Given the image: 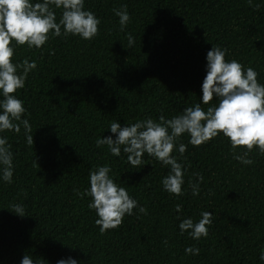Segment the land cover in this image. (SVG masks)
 Returning <instances> with one entry per match:
<instances>
[{
  "label": "trees",
  "instance_id": "16d2710c",
  "mask_svg": "<svg viewBox=\"0 0 264 264\" xmlns=\"http://www.w3.org/2000/svg\"><path fill=\"white\" fill-rule=\"evenodd\" d=\"M124 6L130 22L121 31L114 9ZM52 10L58 23L62 10ZM85 10L100 20L91 40L61 35L39 49L13 41V63L37 65L16 93L34 144H27L23 126L18 134L0 133L13 153L11 183L0 165V264H22L27 254L45 264L69 258L77 264H264V154L258 149L249 154L254 163L244 165L222 133L199 147L182 135L172 153L184 172L177 197L162 184L170 167L147 153L133 167L123 147L117 157L96 145L97 138L116 139L113 121L121 128L147 118L158 123L161 115L172 119L197 103L205 111L218 104V98L202 102L213 46L226 50V61L253 68L264 85V0H85ZM180 144L187 147L183 157ZM105 165L138 207L101 234L92 198L77 192L90 190V172ZM190 181L199 183L198 196ZM12 204L23 205L26 216L11 212ZM204 211L213 215L207 238L181 234L180 223H196ZM187 247L199 248V255L186 254Z\"/></svg>",
  "mask_w": 264,
  "mask_h": 264
},
{
  "label": "clouds",
  "instance_id": "9594fccd",
  "mask_svg": "<svg viewBox=\"0 0 264 264\" xmlns=\"http://www.w3.org/2000/svg\"><path fill=\"white\" fill-rule=\"evenodd\" d=\"M251 5L252 0H248ZM55 9L62 10L57 23ZM259 8V5H256ZM119 17L121 31L130 22L127 6L122 10L114 9ZM100 20L90 10H85V0H43L32 3L31 0H0V133L14 131L17 134L21 126L25 131L29 146L34 144L32 127L28 119H22L25 114L23 102L16 97L18 90L25 87V81L30 72L37 68L35 61L25 59L21 64L13 63L17 46H27L29 49L41 48L50 37L61 35L79 36L91 40L99 32ZM63 29V32H62ZM128 48L133 47L135 40L131 34L127 36ZM226 50L219 46L207 53V75L202 85V102L211 105L218 98V104L207 107L205 111L200 103L187 107L182 114L166 119L160 116L157 123L152 118L137 121L121 128L113 121L110 131L116 135L97 138V147L107 145L112 155L120 156L121 148L127 154V161L133 167L145 163V153L155 158L164 166L170 167L169 174L162 180L164 189L169 194L182 195L184 172L182 165L172 155L176 141L184 134L190 137V144L199 147L223 134L228 138L234 158L244 165L254 163L249 154L258 149L264 154V85L258 82V73L251 67L246 70L236 60L226 61ZM18 69L20 72H18ZM187 150L186 145H179L180 156ZM241 154L237 155L236 151ZM0 165L3 166L2 177L7 183L13 177V153L6 138L0 137ZM111 168L107 165L90 172V190L77 192L81 199L85 195L92 198L90 209L96 211L99 217L95 223L100 227L101 234L116 229L122 225L125 215H133L138 202L132 199L124 187L119 186L110 177ZM197 180L203 182V177L196 174ZM194 196L199 195V183L189 182ZM75 191V190H74ZM11 212L25 217V208L21 204H12ZM181 211V206H176ZM139 213L147 215V209L139 207ZM213 215L204 211L201 219L194 223L192 219H184L179 227L181 234L187 232L192 239L207 238L208 226ZM167 244V241L164 242ZM186 254L199 255L200 249L187 247ZM264 260V252L261 253ZM22 264H45L43 258L34 261L30 255H25ZM59 264H77L69 258Z\"/></svg>",
  "mask_w": 264,
  "mask_h": 264
}]
</instances>
